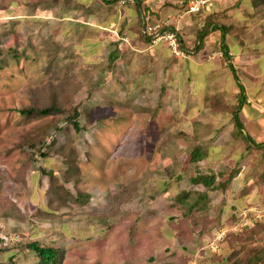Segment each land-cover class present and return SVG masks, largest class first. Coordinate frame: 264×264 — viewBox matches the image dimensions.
<instances>
[{
    "label": "rangeland",
    "instance_id": "374dc122",
    "mask_svg": "<svg viewBox=\"0 0 264 264\" xmlns=\"http://www.w3.org/2000/svg\"><path fill=\"white\" fill-rule=\"evenodd\" d=\"M180 1L142 12L171 22L177 55L143 40L136 5L0 0V206L21 214L0 212V234L17 239L0 240V264L36 262L35 241L63 248L62 264H246L264 249V228L247 232L264 224V150L235 136L221 33L195 50L209 14L230 27L241 118L264 142V0H217L177 22ZM52 104L63 112H20ZM211 173L215 188L196 183Z\"/></svg>",
    "mask_w": 264,
    "mask_h": 264
},
{
    "label": "trees",
    "instance_id": "16d2710c",
    "mask_svg": "<svg viewBox=\"0 0 264 264\" xmlns=\"http://www.w3.org/2000/svg\"><path fill=\"white\" fill-rule=\"evenodd\" d=\"M111 3H118V0H106ZM254 4H256L259 0H251ZM143 0H138L136 6L140 10V14L143 19ZM168 28H164L160 31L162 33L164 30ZM230 27L225 26V24H221L215 19L214 14H209L205 21L203 26L198 29L197 31V37H196V46L195 50L196 52H200L204 49L205 46V40L215 32L221 33V51L223 52L224 57L228 60V68L233 73V78L237 83L238 89H239V96H238V105L232 109L231 113L233 116L234 125L236 127L235 136L238 137L241 141H243L248 149H258V150H264V142L258 143L256 140L246 132L245 130V124L241 118V112L242 107L247 103V97L245 94V88L242 84L238 74L237 70L233 65V62L231 61L230 57V48L227 44V36L229 34ZM142 38L147 43H151L156 38V35L147 36L143 33V26H142ZM182 43V42H181ZM114 60V58H113ZM21 114L27 116V117H38V116H46L51 114H59L63 112V109L56 105L52 104L51 106L47 107H39L36 105H32L27 108H23L20 110ZM80 113L78 109H74L73 113L71 115V122L74 124V127L79 130L80 125L77 122V119L79 118ZM204 153L201 148L196 149L192 154V161L198 162L203 157ZM222 174L218 173H211V174H203L199 175L196 178V183L203 185L205 188L211 189L215 188L217 184V180ZM190 193L188 192L185 194V197H189ZM0 212L5 216L9 218H19L21 216L20 210L8 203H3L2 206H0ZM264 228V224H256L255 227L247 230L249 232L248 240L253 239L254 236L259 233ZM26 249L31 251L36 257L37 261L32 264H62L64 261V250L61 247H55V246H49V245H43L38 241L32 242L30 244L26 245ZM264 260V249L263 250H255L254 256L252 259L248 260L246 264H252L255 262L256 264H260V262H263Z\"/></svg>",
    "mask_w": 264,
    "mask_h": 264
},
{
    "label": "built area",
    "instance_id": "2783aa9c",
    "mask_svg": "<svg viewBox=\"0 0 264 264\" xmlns=\"http://www.w3.org/2000/svg\"><path fill=\"white\" fill-rule=\"evenodd\" d=\"M138 0H118V4L122 7L128 5H136ZM144 3H147L148 0H143ZM217 0H183L179 2L180 9L174 15L173 20L179 22L181 21L185 15H194V14H202L205 10L209 8L211 4L216 2ZM150 15L144 13L143 14V33L147 36L156 35L154 39L157 41H164L167 43L169 49L177 54H182V43L178 36L177 30L172 27L171 22L168 20H162L158 24H153L151 21ZM164 28H168L160 33ZM0 240L2 245L7 247L10 246L12 242H16L17 239L9 237L7 234H0Z\"/></svg>",
    "mask_w": 264,
    "mask_h": 264
},
{
    "label": "crops",
    "instance_id": "0c3cea01",
    "mask_svg": "<svg viewBox=\"0 0 264 264\" xmlns=\"http://www.w3.org/2000/svg\"><path fill=\"white\" fill-rule=\"evenodd\" d=\"M142 17V16H141Z\"/></svg>",
    "mask_w": 264,
    "mask_h": 264
}]
</instances>
